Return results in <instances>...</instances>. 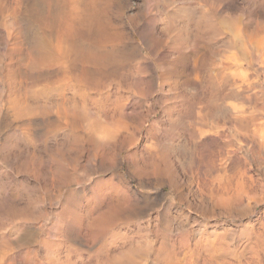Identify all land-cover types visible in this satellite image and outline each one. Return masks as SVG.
Wrapping results in <instances>:
<instances>
[{
    "label": "rangeland",
    "instance_id": "obj_1",
    "mask_svg": "<svg viewBox=\"0 0 264 264\" xmlns=\"http://www.w3.org/2000/svg\"><path fill=\"white\" fill-rule=\"evenodd\" d=\"M168 261L264 264V0H0V264Z\"/></svg>",
    "mask_w": 264,
    "mask_h": 264
},
{
    "label": "bare ground",
    "instance_id": "obj_2",
    "mask_svg": "<svg viewBox=\"0 0 264 264\" xmlns=\"http://www.w3.org/2000/svg\"><path fill=\"white\" fill-rule=\"evenodd\" d=\"M137 74H138V73H137ZM137 77H138V76H137ZM137 77H136V78H137ZM133 78H135V76H134ZM136 78L134 79L135 81H136ZM137 79H139V81H140V80H141V79H140V76H139ZM145 86H146V85H145ZM146 89H149V87L147 88V86H146ZM218 94H219V93H218ZM214 97H215V95H214ZM206 98H207V97H206ZM218 99H219V98H218ZM210 100L212 101V99H210ZM103 101H104V100H103ZM205 101H207V100L205 99ZM213 101H214V100H213ZM213 101H212V102H213ZM215 101H216V100H215ZM215 101H214V102H215ZM217 101H218V100H217ZM207 102H208V101H207ZM208 104H209V103H208ZM209 105H211V104H209ZM215 105H216V102H215ZM139 106H140V105H139ZM116 107H118V106H116ZM123 107H124V106H123ZM209 107H211V106H209ZM209 107H208V108H209ZM205 108H206V107H205ZM208 108H207V109H208ZM215 108H216V107H215ZM217 108H218V106H217ZM217 108H216V109H217ZM220 108H221V107H220ZM203 109H204V107H203ZM207 109H206V110H207ZM206 110H205V111H206ZM211 110L214 111L213 109H209V111H211ZM200 111H202V110H200ZM209 111H208V112H209ZM212 111H211V112H212ZM221 111H222V110H220V112H221ZM203 112H204V111H202V113H203ZM206 112H207V111H206ZM208 112H207V113H208ZM211 112H209V113H211ZM215 112H216V111H215ZM120 113H121V112H120ZM202 113H201V114H202ZM217 113L219 114V112H217ZM217 113H216V114H217ZM204 114H205V113H204ZM204 114H203V115H204ZM212 114H213V113H212ZM212 114H211V116H214V117H212V119H214V121L216 122L215 119H216V116H217V115L215 116V114H213V115H212ZM191 115H192V113H191ZM203 115H202V116H203ZM205 115H206V114H205ZM202 116H200V117H202ZM207 116H208V114H207ZM209 116H210V115H209ZM209 116L207 117V119H209ZM230 116H231V115H230ZM207 119H206V117H205V120H206V121H207ZM219 120H220V119H219ZM202 121H203V120H202ZM206 121H203V122H206ZM211 121H213V120H211ZM207 122H208V121H207ZM234 122H236V121H234ZM248 122H250V121H248ZM197 123H198V122H197ZM201 123H202V122H201ZM218 123H219V122H218ZM218 123H217V124H218ZM238 123H239V122H238ZM199 124H200V123H198V125H199ZM212 124H213V123H212ZM217 124H216V125H217ZM246 124H247V123H246ZM248 124H249V123H248ZM202 125H203V123H202ZM205 125H206V124H205ZM208 125H209V124H208ZM210 125H211V124H210ZM219 125H220V124H219ZM237 125H238V124H237ZM195 126H196V125H195ZM212 126H213V128L218 127V126L214 127V124H213ZM196 127H197V126H196ZM198 127H201V125H199ZM210 127H211V126H210ZM210 127H208V129H209ZM202 128L205 129V127H202ZM202 128H201V129H202ZM213 128H212V129H213ZM193 129H195V128H193ZM209 130H210V129H209ZM213 130H214V129H213ZM213 130H212V131H213ZM194 131H196V130H194ZM197 131H198V130H197ZM214 132H215V131H214ZM195 133H196V132H195ZM220 133H221V132H220ZM262 133H263V132H262ZM209 134H210V133H209ZM195 135H196V134H195ZM211 135H213V134H211ZM222 136H223V135H222ZM197 137H198V136H197ZM206 137H207V136H206ZM212 137H213V136H212ZM218 137H219V136H218ZM218 137H217V138H218ZM199 138H200V136H199ZM220 138H221V137H220ZM252 138H253V137H252ZM207 140H209V139L207 138ZM220 140H222V138H221ZM220 140H219V141H220ZM208 142H209V141H208ZM213 143H214V142H213ZM255 143H256V142H255ZM200 144H201V143H200ZM214 144H215V143H214ZM218 144H219V143H218ZM188 145H189V144H188ZM182 146H183V145H182ZM205 146H206V144H205ZM176 147H177V146H176ZM183 147L187 148V146H183ZM206 147H207V146H206ZM136 148H137V147H136ZM185 148H184V149H185ZM187 149H188V148H187ZM210 149H211V148H210ZM185 150H186V149H185ZM190 150H191V149H189V151H190ZM208 150H209V149H208ZM218 150H219V149H218ZM176 152H177V151H176ZM187 152H188V151H187ZM187 152H186V153H187ZM190 152H191V151H190ZM208 152H209V151H208ZM212 152H213V151H212ZM184 153H185V151H184ZM135 155H136V154H135ZM141 155H142V154H141ZM181 155H182V154H181ZM184 155H185V154H184ZM190 155H191V154H190ZM192 155H193V154H192ZM136 156H137V155H136ZM187 156H188V154H187ZM193 156H194V155H193ZM197 156H199V155H197ZM183 157H186V156H183ZM190 157H191V156H190ZM135 158H136V157H135ZM186 158H187V157H186ZM191 158H192V157H191ZM196 158H197V157H196ZM137 159H138V157H137ZM140 159H141V161H142V158H140ZM184 159H185V158H184ZM188 159H190V158L188 157ZM174 160H175V159H174ZM188 161L190 162V160H188ZM133 162H134V161H133ZM143 162H144V161H143ZM151 162H152V161H151ZM179 162H180V161H179ZM134 163H135V162H134ZM136 163H138V161H137ZM155 164H156V163H155ZM172 164H173V163H172ZM137 165H138V164H137ZM139 165H140V164H139ZM147 165H148V163H147ZM173 165H174V164H173ZM173 165H172V166H173ZM135 166H136V165H135ZM153 166H154V164H153ZM155 166H156V165H155ZM137 167H140V166H137ZM147 167H148V166H147ZM149 167H150V166H149ZM150 168H151V167H150ZM154 168H155V167H154ZM172 169H174V167H172ZM139 170H140V169H139ZM153 170H154V169H153ZM155 170H157V168H155ZM176 170H177V169H175V171H176ZM213 170H214V169H213ZM210 171H211V170H210ZM214 171H215V170H214ZM174 174H176V173L174 172ZM211 175H212V174H211ZM212 176H213V175H212ZM211 199H212V197H211ZM221 199H222V198H221ZM224 199H226V198H224ZM219 200H220V199H219ZM222 201H223V200H222ZM225 201H226V200H225ZM230 201H231V200H230ZM217 202H218V201H217ZM223 202H224V201H223ZM229 204H230V202L228 203V205H229ZM228 205H227V206H228ZM225 206H226V205H225ZM111 208H112V207H111ZM109 209H110V207H109ZM112 209H116V208H112ZM112 209H111V210H112ZM152 224H153L152 219H150V220L148 221V225L151 226ZM53 230H54V229H53ZM231 231H232V230H231ZM148 244H149V243H148ZM150 245H151V244H150ZM202 248H203V247H202ZM44 252H45V251H44ZM46 252H48V251H46ZM55 252H56V251H55ZM58 254H59V251H58ZM58 254H57V257L60 255V254H59V255H58ZM49 255H50V254H49ZM52 255H53V254H52ZM50 256H51V255H50ZM57 257H56V258H57ZM60 258H61V257H60ZM171 258H172V257H171ZM164 259H165V258H164ZM57 260H58V258H57ZM169 260H170V259H169ZM164 261H166V260H164ZM53 262H54V261H53ZM169 262H170V261H168V263H169ZM173 262H175V261H173ZM158 263H159V262H158ZM170 263H172V261H171ZM33 264H34V263H33ZM162 264H163V263H162ZM172 264H173V263H172ZM176 264H177V263H176Z\"/></svg>",
    "mask_w": 264,
    "mask_h": 264
}]
</instances>
